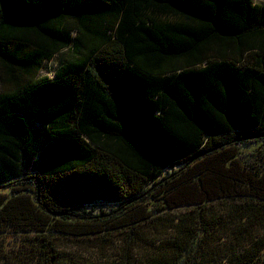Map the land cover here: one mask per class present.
Masks as SVG:
<instances>
[{"label": "trees", "instance_id": "obj_1", "mask_svg": "<svg viewBox=\"0 0 264 264\" xmlns=\"http://www.w3.org/2000/svg\"><path fill=\"white\" fill-rule=\"evenodd\" d=\"M0 264H264V4L0 0Z\"/></svg>", "mask_w": 264, "mask_h": 264}, {"label": "rangeland", "instance_id": "obj_2", "mask_svg": "<svg viewBox=\"0 0 264 264\" xmlns=\"http://www.w3.org/2000/svg\"><path fill=\"white\" fill-rule=\"evenodd\" d=\"M254 1L257 3L264 4V0H254ZM54 67H55V60L52 59L51 61L47 62L46 69L41 70V74L51 76L52 75L51 71L54 69Z\"/></svg>", "mask_w": 264, "mask_h": 264}]
</instances>
